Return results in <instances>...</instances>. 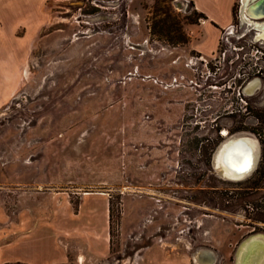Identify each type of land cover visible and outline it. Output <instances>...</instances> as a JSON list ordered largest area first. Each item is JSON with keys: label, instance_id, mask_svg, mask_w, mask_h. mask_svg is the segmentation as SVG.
<instances>
[{"label": "rangeland", "instance_id": "374dc122", "mask_svg": "<svg viewBox=\"0 0 264 264\" xmlns=\"http://www.w3.org/2000/svg\"><path fill=\"white\" fill-rule=\"evenodd\" d=\"M46 7L22 86L0 108L5 204L64 194L75 207L79 194H105L108 253L98 258L102 228L85 240L94 249L80 246L96 264H140L152 249L165 257L152 264L180 255L194 264L202 247L213 264H236L239 243L264 233V39L240 21V1L208 55L195 49L203 17L187 0ZM240 136L257 142V165L229 181L215 157ZM89 198L102 208L100 196ZM76 236L69 225L59 237Z\"/></svg>", "mask_w": 264, "mask_h": 264}, {"label": "crops", "instance_id": "0c3cea01", "mask_svg": "<svg viewBox=\"0 0 264 264\" xmlns=\"http://www.w3.org/2000/svg\"><path fill=\"white\" fill-rule=\"evenodd\" d=\"M50 0H0V108L21 88L25 77V56L30 52L32 40L46 21V9ZM204 15L201 21L203 37L195 49L201 55L211 54L217 46L221 31L232 20L235 0H187ZM6 194H0V264L22 262L24 264H96L109 250V211L105 194H79L75 205L64 194H27L22 204L12 202L8 207ZM26 195V194H24ZM39 195V196H38ZM91 196H100L102 208H96ZM12 197L15 198L13 195ZM18 195L16 198L20 199ZM87 202L83 205V201ZM99 209V210H98ZM73 218V220H71ZM71 223L76 233L74 240H62L60 233ZM39 225V226H38ZM39 227V231L35 229ZM102 232L106 243L100 257L80 251L83 245L94 249L89 241ZM89 239V240H88ZM84 240V241H83ZM152 249L149 253H153ZM141 256L140 264L165 260L164 256L153 258ZM82 256V261L73 257ZM155 259V260H154ZM171 264H185L186 258H168Z\"/></svg>", "mask_w": 264, "mask_h": 264}, {"label": "bare ground", "instance_id": "6f19581e", "mask_svg": "<svg viewBox=\"0 0 264 264\" xmlns=\"http://www.w3.org/2000/svg\"><path fill=\"white\" fill-rule=\"evenodd\" d=\"M239 1L240 21L249 29L255 30L256 39H264V0ZM257 84V79L249 81L243 88L244 93L250 94ZM225 132L223 133L225 134ZM256 144L257 142L255 143L253 139L245 136L231 137L224 142L215 157V163L221 175L236 178L248 168H253L254 171L258 159ZM202 248L207 250L202 249L194 253V264L195 261L196 264H213L215 255L209 248ZM236 253V264H264V233H253L243 239L239 243Z\"/></svg>", "mask_w": 264, "mask_h": 264}, {"label": "water", "instance_id": "95a60500", "mask_svg": "<svg viewBox=\"0 0 264 264\" xmlns=\"http://www.w3.org/2000/svg\"><path fill=\"white\" fill-rule=\"evenodd\" d=\"M212 164L214 165V156L212 158ZM253 171V168H248L246 170H244V172H242V174L240 173V176H236V178H230L227 176H222L225 179L229 180V181H241L243 179H245L251 172Z\"/></svg>", "mask_w": 264, "mask_h": 264}, {"label": "trees", "instance_id": "16d2710c", "mask_svg": "<svg viewBox=\"0 0 264 264\" xmlns=\"http://www.w3.org/2000/svg\"><path fill=\"white\" fill-rule=\"evenodd\" d=\"M200 16H202L204 18V15L200 12H198ZM3 264H24L22 262H18V261H14V262H5Z\"/></svg>", "mask_w": 264, "mask_h": 264}, {"label": "built area", "instance_id": "2783aa9c", "mask_svg": "<svg viewBox=\"0 0 264 264\" xmlns=\"http://www.w3.org/2000/svg\"><path fill=\"white\" fill-rule=\"evenodd\" d=\"M222 36L220 35V38H221Z\"/></svg>", "mask_w": 264, "mask_h": 264}]
</instances>
